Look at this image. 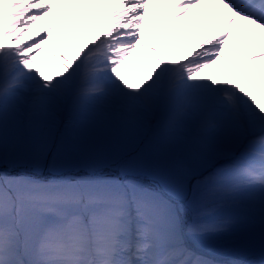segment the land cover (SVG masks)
<instances>
[{
    "label": "snow or ice",
    "instance_id": "1",
    "mask_svg": "<svg viewBox=\"0 0 264 264\" xmlns=\"http://www.w3.org/2000/svg\"><path fill=\"white\" fill-rule=\"evenodd\" d=\"M183 2L129 7L139 13L137 37ZM210 4L193 0L183 19ZM257 54L264 19L238 14L192 78L229 73L243 103L201 97L187 118L164 123L122 92L99 106L84 97L88 80L97 91L105 77L130 83L121 61L51 75L0 63V264H264V61L239 79ZM162 67L146 66L134 87L161 88ZM53 229L67 240L56 261L42 251Z\"/></svg>",
    "mask_w": 264,
    "mask_h": 264
},
{
    "label": "bare ground",
    "instance_id": "2",
    "mask_svg": "<svg viewBox=\"0 0 264 264\" xmlns=\"http://www.w3.org/2000/svg\"><path fill=\"white\" fill-rule=\"evenodd\" d=\"M140 2L142 0H110V3L107 0H54L53 4L48 7V0H0V6L3 8L0 14V34L4 31H14L13 34L19 37L22 32L27 31L26 28L36 29L29 33L30 35L28 34L26 45L22 47L23 50L43 39L42 36L45 33L36 36L37 28L42 25L46 27L47 22H50L52 29L61 30L62 34L69 39V43L77 53L78 65L84 62L86 55L92 54L90 49L94 45L103 46L104 43H108L113 48H119L117 53L110 56L116 57L115 60L123 63L128 80L135 83L138 79L136 74L141 69L140 63L146 60V51L153 53L158 60L162 57L170 65L181 61L167 73V82L176 80V76L180 73V76L185 79L193 73L200 72L203 65L214 58L212 54L217 51L219 42L223 41L232 29L227 21L229 15L218 0H211L209 7L202 10L198 16L186 21L183 19L187 12L185 5L192 3L193 0H184L182 4L176 5L171 17L164 16L154 24L150 31L137 37L139 29L136 25L140 21L134 17L139 13L135 10L127 12V9ZM195 2L199 3L200 0H195ZM98 5H103V7H98ZM217 9L221 12L220 16H214ZM105 17L107 23L104 22ZM236 19L237 16H235ZM56 35L58 36L57 33ZM206 35L208 37L207 41H204L206 46L201 48L199 45ZM43 43L47 44L51 51L55 50L67 58L72 57L71 53L63 52L49 38H46ZM86 46L88 48L85 49ZM155 47L161 48L162 54L154 52ZM81 49L84 51L81 52ZM188 53L191 55H188L186 60L183 59ZM29 55L36 56L34 60L36 64L46 66V64L53 63V60L49 59L51 55L39 47L32 50ZM25 57V55L22 56V58ZM111 57L108 58L111 59ZM106 61L108 63L104 60L97 61L98 70L106 71L110 68L112 60ZM260 61H264V58L261 54H257L246 62L247 66L240 73V77L244 79L242 83H245L248 73L252 72L250 68L258 67ZM209 75L232 77L229 73L215 72L189 79L188 83L205 89L210 88L219 79H210ZM83 90L87 91V89ZM104 99L103 94L96 95L91 98V103L99 106L104 103Z\"/></svg>",
    "mask_w": 264,
    "mask_h": 264
},
{
    "label": "rangeland",
    "instance_id": "3",
    "mask_svg": "<svg viewBox=\"0 0 264 264\" xmlns=\"http://www.w3.org/2000/svg\"><path fill=\"white\" fill-rule=\"evenodd\" d=\"M53 1L54 0H48V7L53 4ZM2 10L3 8L2 6H0V14ZM48 18L49 15L47 19ZM47 23L48 24L46 27L42 25L40 28H37L38 33L36 36L45 33V35L42 36L43 39L40 40L41 43L40 41H38V43H33L31 46H29V48L23 50L22 47L26 45L25 41L28 39V34L36 29L26 28L27 31L22 32V35L19 37L13 34L14 31H4V33L0 34V63H17L18 65L24 67L26 70H28L29 65H34L37 66L38 71L40 73H43L44 75H51L53 68L60 70L69 67L73 63H77V53L75 52L74 47H72V45L69 43V39L66 37V35L62 34L61 30L52 29L50 22ZM56 33L58 34V36L56 35ZM58 37H60V39ZM34 38L35 35L33 39ZM46 38L51 39L53 43L55 42L57 47L63 50V52L71 53L72 57L67 58L66 56H63V54L61 55V53L56 52L55 50L51 51L47 44L44 45L43 43L44 40L46 41ZM111 46L112 45L108 43H104L103 46L99 44L94 45V47L90 49V51H92V54L86 55V59L84 60V62L78 65L79 68L83 69L84 67H87L89 70H97V65H99L97 61L104 60L105 63H108L106 60H114L116 57H111L110 55L113 53H117L119 48H113ZM38 47L43 49L44 51H47L48 54L51 55V57L49 56V59L53 60V63L46 64V66L36 64V62L34 61L36 56L31 57V55L29 54L32 52V50L37 49ZM86 48H88V46H86L85 49ZM83 51L84 49H81V52ZM153 51L162 54V50L159 47H155ZM23 55H25L26 57L22 58ZM262 56L264 58V55ZM108 57H111V59ZM104 58H106V60ZM145 58L146 60L140 63V71L148 65H155L159 63L163 65L161 70L165 73H169L173 66L181 63L180 61L176 64L173 63V65H170L167 61L162 59V57L161 60H158L157 57L153 55V53L148 51H146ZM250 69L253 72L255 68L251 67ZM110 70L111 69L109 68L106 71ZM131 71L134 72L135 69H131ZM180 74L178 76H180ZM224 77L225 78L223 79H219L216 84L210 86V88L207 87V89L201 88L198 85L192 86L191 84H189V79H193L192 75L182 80L176 79L173 82H167L166 79L163 86L155 92H147L143 89L137 90L134 87L135 83H132L131 81L127 84L124 83V81H121L119 84L111 83L109 79L105 77L103 79L104 87L102 91H97L95 89L96 81L88 80L85 84L82 85V92L84 97L90 103L93 96L103 94L105 97V103L106 98H111L113 95H119L122 92L126 97L136 98L135 106L137 108H148L154 110L156 118L161 123H164L181 115L187 118V116L191 114L194 105L201 97L214 96L222 98L226 103L230 102V98H233L237 102L242 104L243 102L239 100L238 94H240V90L238 84L234 82L233 77H229L227 75H225ZM248 77L249 75L245 79V82L247 81ZM42 78L43 77H41V79ZM239 79L241 83L244 81V79L241 77H239ZM83 89H87V91ZM108 102H110V99ZM13 174H18V172H13ZM132 214L135 215V210H133ZM66 244V238L56 229H53L42 241L43 254L50 260H59L64 255Z\"/></svg>",
    "mask_w": 264,
    "mask_h": 264
}]
</instances>
